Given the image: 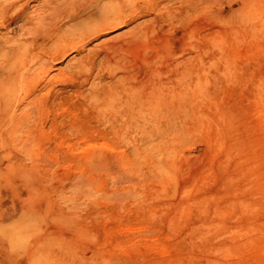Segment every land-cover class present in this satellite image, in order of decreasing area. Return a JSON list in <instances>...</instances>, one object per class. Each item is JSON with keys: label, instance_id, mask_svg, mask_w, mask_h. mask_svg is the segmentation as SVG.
<instances>
[{"label": "rangeland", "instance_id": "374dc122", "mask_svg": "<svg viewBox=\"0 0 264 264\" xmlns=\"http://www.w3.org/2000/svg\"><path fill=\"white\" fill-rule=\"evenodd\" d=\"M48 6L0 13V264H264V0H112L66 39ZM158 80L172 120L111 109Z\"/></svg>", "mask_w": 264, "mask_h": 264}, {"label": "bare ground", "instance_id": "6f19581e", "mask_svg": "<svg viewBox=\"0 0 264 264\" xmlns=\"http://www.w3.org/2000/svg\"><path fill=\"white\" fill-rule=\"evenodd\" d=\"M185 1V0H184ZM192 1V0H191ZM47 3L49 4L48 7H50V11L51 12V17L50 19L48 18H39L40 20H38L36 23H51V21L54 23V21L59 18L61 20H71L73 22V24L71 25V27H65L63 28V26L58 25L57 26V32L59 31V36L62 39H66V36L68 37L69 35L72 34V29L75 31L77 28L79 29V26H81L80 28L84 29V28H91L90 27V23L94 25V27L97 26H105L107 25L109 22L114 21L115 17L112 16L109 12V5L112 4V0H109L103 4H101V0H61V2L59 0H47ZM17 4V0H8L5 4H1L0 5V13L1 15L3 13L6 14V12H8L9 10H11L15 5ZM26 3H22L21 7H25ZM188 4H190L188 2ZM192 4V3H191ZM190 4V5H191ZM156 5V4H155ZM194 5V4H193ZM20 6V5H19ZM112 6V5H111ZM110 6V7H111ZM192 6V5H191ZM20 7V8H21ZM99 10L98 16L96 15L95 10ZM19 10V8H18ZM111 10V9H110ZM141 11V10H140ZM151 11V10H150ZM15 12V11H14ZM21 12V11H20ZM124 12V11H123ZM11 13V11L9 12ZM8 13V14H9ZM16 13V12H15ZM19 13V12H18ZM4 15V14H3ZM9 16V15H8ZM48 16V15H47ZM7 17V16H6ZM35 17V16H34ZM114 17V18H113ZM1 18V17H0ZM4 18V17H2ZM10 18V17H9ZM121 18V17H120ZM12 19V18H10ZM24 19L22 14H17L14 16L13 20L14 21H18V22H22V20ZM114 19V20H112ZM12 20V21H13ZM54 20V21H53ZM13 21V22H14ZM57 22V20H56ZM55 22V23H56ZM62 23V21H61ZM60 23V24H61ZM71 23V22H70ZM64 24V23H63ZM113 24V23H111ZM49 27V26H48ZM53 27V26H52ZM117 27V26H116ZM115 27V28H116ZM141 27V26H140ZM51 28V27H50ZM55 28V26H54ZM139 28V27H138ZM43 29V28H42ZM42 29H39L38 26H36L34 29H32L31 31L33 32V37L34 39H38V38H46L48 35L47 31H42ZM63 29V30H62ZM86 29V30H88ZM48 30V29H46ZM51 30V29H50ZM62 30V31H61ZM81 30V29H80ZM85 30V31H86ZM27 31V30H26ZM49 31V30H48ZM55 31V29H54ZM53 32V30H52ZM133 32V31H132ZM141 32V31H140ZM30 33V32H29ZM74 33V32H73ZM104 33V32H103ZM130 33V32H129ZM128 33V34H129ZM32 34V33H31ZM119 34V33H118ZM133 34V33H132ZM51 35V34H50ZM134 35V34H133ZM132 35V36H133ZM136 35V39H137V34ZM152 36V35H151ZM52 37V36H51ZM21 38V37H20ZM139 38V37H138ZM49 39V38H48ZM116 39V38H114ZM132 39V38H131ZM135 39V37L133 36V40ZM6 41V40H5ZM135 41V40H134ZM55 42V41H54ZM88 43V42H87ZM147 43V42H146ZM141 42L140 43V48L143 46L145 47L144 49H147V47H149L150 45ZM47 44V43H46ZM110 44V43H109ZM79 45V44H78ZM108 45V44H107ZM73 46V45H72ZM71 46V47H72ZM123 46V45H122ZM127 46V45H126ZM125 47V45H124ZM152 47V46H151ZM109 48V46H108ZM117 49V48H116ZM114 49V50H116ZM149 49V48H148ZM101 50V49H100ZM127 50V48H126ZM11 51L13 53V55L16 54V52L18 50H16L14 48V46L12 45L11 47ZM146 51V50H145ZM144 51V52H145ZM152 51V50H151ZM129 52V50L127 51ZM131 52V50H130ZM129 52V53H130ZM155 53V52H154ZM51 54V53H50ZM140 54V53H137ZM148 54V53H146ZM145 54V55H146ZM156 54V53H155ZM143 55V54H141ZM122 56V55H121ZM14 57V56H12ZM49 57V56H48ZM105 57V56H104ZM146 57V56H144ZM123 58V57H122ZM131 58V57H130ZM81 59V58H80ZM111 59V57H110ZM125 59V58H124ZM148 59V58H147ZM153 59V58H152ZM187 59V58H186ZM9 60V59H8ZM13 60V58H12ZM116 60V59H115ZM141 60V59H140ZM145 60V59H143ZM81 61V60H80ZM86 61V60H85ZM119 61V60H118ZM142 61V60H141ZM50 62V61H49ZM48 62V63H49ZM117 62V61H116ZM151 62V60H150ZM7 63V62H6ZM9 63V62H8ZM110 64V63H109ZM113 64V63H112ZM116 64V63H115ZM8 65V64H7ZM118 65V64H117ZM186 65V64H185ZM11 65H9L10 67ZM109 66V65H108ZM13 68V66H11ZM73 67V66H72ZM111 67V66H110ZM49 68V67H48ZM106 68V67H105ZM190 68V67H189ZM2 71H6L5 68H1ZM50 69V68H49ZM109 69V68H108ZM113 69V68H111ZM115 69V68H114ZM175 69V68H174ZM184 69V68H183ZM186 70V69H185ZM12 71V70H11ZM10 71V72H11ZM114 71V70H113ZM179 71V70H178ZM16 72V71H15ZM112 72V71H111ZM14 73V72H13ZM13 73L11 72L10 74H8V76H2L3 78H7L9 82L10 79L12 78ZM145 73V72H144ZM24 74V73H23ZM178 74V73H177ZM190 74V73H189ZM17 75V74H16ZM180 75V74H179ZM167 76V75H166ZM141 77V76H140ZM153 77V76H152ZM175 77V76H174ZM190 77V76H189ZM130 78V77H129ZM154 78V77H153ZM159 78V77H158ZM166 78V77H165ZM187 78V77H186ZM185 78V79H186ZM146 79V78H145ZM3 80V79H2ZM15 80V79H14ZM130 80V79H129ZM138 80V79H137ZM160 80V79H159ZM158 80V82L153 83L154 85L152 86L151 91H147L146 93H144L142 91V88L140 85L137 86V88H133V87H129L131 90L126 92L125 98H121L119 99V103L122 104V107L119 108L116 106V102L118 103V101H115L112 99H110V103H111V109L113 111L116 112H123L124 114L128 115L131 121H136L134 122L136 125L142 127L145 122L147 121L146 119L149 117V120L157 123V122H163V121H169L170 119L172 120V117L175 114L177 108H179V106L181 105V103H186L184 99L183 102H180L181 97L183 96L185 99H187V91L190 89V84H186L184 85L183 81L181 80L179 83L177 82V84H171L170 88L168 87V83H161ZM174 80V79H173ZM4 81V80H3ZM113 81V80H112ZM121 81V80H120ZM143 81V80H142ZM146 81V80H145ZM168 81V80H167ZM179 81V80H178ZM13 82V81H12ZM141 82V81H140ZM148 82V80H147ZM152 82V81H151ZM164 82V81H163ZM181 82L183 83V87L184 90L181 91L177 90L178 86H181ZM11 83V82H10ZM143 83V82H142ZM150 83V82H149ZM1 84V83H0ZM146 84V83H145ZM2 85V84H1ZM115 85V84H114ZM147 85V84H146ZM120 86V85H119ZM140 86V87H139ZM113 87V86H112ZM122 87V85H121ZM127 87V86H126ZM151 88V87H150ZM192 90V87H191ZM111 91L113 92V90L111 89ZM97 92V91H96ZM117 92V91H116ZM115 93V92H114ZM185 93V95H184ZM93 94V93H92ZM182 94V95H181ZM111 95V94H110ZM96 96V95H94ZM112 96V95H111ZM121 96V95H119ZM7 96H4L3 100L0 102L1 105H5L6 106V98ZM122 97V96H121ZM187 97V98H186ZM9 98V97H8ZM113 98V97H112ZM191 98V97H190ZM117 100V99H116ZM115 102V103H114ZM149 102V103H148ZM109 103V102H108ZM146 104H150L149 111L146 112ZM4 106V107H5ZM107 108V107H106ZM119 108V109H118ZM5 109V108H4ZM122 113V114H123ZM148 115V117H147ZM128 118V119H129ZM129 121V120H128ZM133 123V124H134ZM122 131V130H121ZM125 135V133H124Z\"/></svg>", "mask_w": 264, "mask_h": 264}, {"label": "clouds", "instance_id": "9594fccd", "mask_svg": "<svg viewBox=\"0 0 264 264\" xmlns=\"http://www.w3.org/2000/svg\"><path fill=\"white\" fill-rule=\"evenodd\" d=\"M12 213H13V214L15 213V209H14V208L12 209Z\"/></svg>", "mask_w": 264, "mask_h": 264}]
</instances>
